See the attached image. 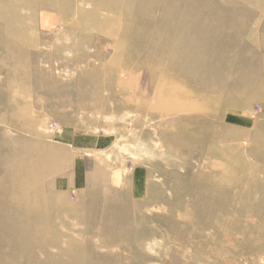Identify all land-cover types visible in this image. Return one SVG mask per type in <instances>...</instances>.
Listing matches in <instances>:
<instances>
[{
	"label": "rangeland",
	"instance_id": "1",
	"mask_svg": "<svg viewBox=\"0 0 264 264\" xmlns=\"http://www.w3.org/2000/svg\"><path fill=\"white\" fill-rule=\"evenodd\" d=\"M0 264H264V0H0Z\"/></svg>",
	"mask_w": 264,
	"mask_h": 264
},
{
	"label": "crops",
	"instance_id": "2",
	"mask_svg": "<svg viewBox=\"0 0 264 264\" xmlns=\"http://www.w3.org/2000/svg\"><path fill=\"white\" fill-rule=\"evenodd\" d=\"M57 141H54L57 148H55L56 153L51 155V159L57 161H62V164L65 161L73 156L76 158V163L74 165V171L72 173V181H69L68 184L71 187H79L82 186L81 182L83 179L87 177L85 172L87 169L85 168L86 157L83 151H93V153H97L103 148H107L110 145L107 141L108 137H94L91 135H87L86 133H76L74 130H71L69 127L64 128L63 131L56 133ZM52 150V149H51ZM60 151V154H59ZM81 155V156H80ZM84 166V167H83ZM87 167V166H86ZM62 172L64 169H60ZM65 172V171H64ZM144 173L140 168H136L134 171V189L138 194H142L144 191ZM84 181V180H83ZM84 184V183H83Z\"/></svg>",
	"mask_w": 264,
	"mask_h": 264
},
{
	"label": "bare ground",
	"instance_id": "3",
	"mask_svg": "<svg viewBox=\"0 0 264 264\" xmlns=\"http://www.w3.org/2000/svg\"><path fill=\"white\" fill-rule=\"evenodd\" d=\"M2 15H3V14H2ZM3 16H5V15H3ZM161 103L163 104V102H161ZM166 103H167V102H166ZM162 104H161V105H162ZM166 105H167V104H166ZM141 146H142V145H141Z\"/></svg>",
	"mask_w": 264,
	"mask_h": 264
}]
</instances>
